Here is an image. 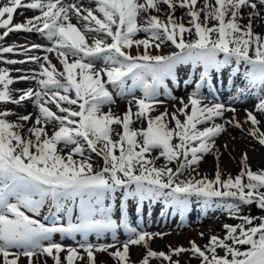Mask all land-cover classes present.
Wrapping results in <instances>:
<instances>
[{
  "label": "snow or ice",
  "instance_id": "1",
  "mask_svg": "<svg viewBox=\"0 0 264 264\" xmlns=\"http://www.w3.org/2000/svg\"><path fill=\"white\" fill-rule=\"evenodd\" d=\"M264 10V0H258ZM95 7L83 8L64 0H6L0 2V41L14 31H35L46 37L51 46L45 55H29L41 45L24 47L25 59H8L17 45L0 43V62L6 64L35 63L16 78L8 68L0 67V103L22 106L31 101L35 112L15 115L9 109L0 110V256L3 264H18L19 258L52 257L61 264V252H67L66 264L83 259L96 264L95 253L116 248L111 255L120 264H129L132 245H149L154 235L132 227L129 201L136 210H143L147 201H163L182 215L191 211L193 197L201 211L220 208L240 222L224 224L225 235H212L203 248L190 241L191 248L179 246L169 253L150 247L141 264L151 258H163L169 264H180L172 256L192 252L200 264H264V216L245 214L243 206L255 203L264 210V169L252 170L247 153H242V169L235 176L222 178L217 166L213 178L191 175L206 154L216 149V138L226 124L243 127L232 118L216 123L226 112H235L223 102L204 103L202 89L218 92L225 70L236 87L233 101L255 93L256 111L246 110V120L252 125L250 134L264 145L257 112L264 115V35L253 30V17L260 16L254 0H93ZM167 6L162 18L160 5ZM20 8L38 10L25 22L13 23ZM186 10L188 26L177 18V9ZM248 13V23L241 21ZM155 10L157 14H151ZM78 18L82 26L72 23ZM215 21V23H209ZM95 35H91V34ZM139 33L146 34L138 38ZM187 34V39H186ZM170 42L177 51L154 54ZM133 48L136 49L133 52ZM142 49V50H141ZM55 54L62 68H57L49 54ZM222 55V58H221ZM103 67H99V64ZM190 65L199 79L187 100L179 98L178 112L167 109L152 116L163 103L161 95H172L168 81L179 85L177 68ZM202 69V70H200ZM241 69H243L241 71ZM20 71V70H17ZM213 73L216 83H213ZM239 78L243 86L236 85ZM35 81L37 88L12 89L19 81ZM191 80H184L185 86ZM19 92L18 97L14 92ZM131 96L132 101L122 116L105 105L115 103V96ZM139 91L140 96L135 93ZM175 98V97H173ZM34 117V119H33ZM133 117L143 119L147 127L133 128ZM28 135H24L27 125ZM58 125L49 133V125ZM173 124V126H169ZM113 125L122 126L116 132ZM207 125V126H203ZM203 126V127H201ZM115 134L118 139H113ZM63 145V148L58 146ZM224 147H227L226 145ZM64 149H68L67 152ZM153 151L159 155L150 157ZM102 157L97 170L92 154ZM220 153L216 150V159ZM79 157V159H76ZM160 157L167 164L157 166ZM185 172L189 173L184 179ZM119 200V204L117 201ZM47 209L45 214L44 210ZM119 214V219L114 218ZM259 220V223L256 221ZM123 229L127 239L120 244L118 232ZM71 238L76 246L54 240V235ZM110 234L112 244H93ZM203 235V234H201ZM218 249L224 254L220 255ZM11 257V258H10Z\"/></svg>",
  "mask_w": 264,
  "mask_h": 264
},
{
  "label": "rangeland",
  "instance_id": "2",
  "mask_svg": "<svg viewBox=\"0 0 264 264\" xmlns=\"http://www.w3.org/2000/svg\"><path fill=\"white\" fill-rule=\"evenodd\" d=\"M0 2H6V0H0ZM23 3H30L31 0H22ZM258 4V11H260V16L253 17V30L256 33H260L264 35V10H261V5L258 0H254ZM65 4L77 3L79 6L83 8L87 7H95L93 0H64ZM161 12L159 15L162 18L165 17L168 9L166 5H160ZM245 15L242 19L243 24L248 23V13L251 12V9L243 10ZM38 10H30L27 8H20L17 10V13L14 16L13 23H22L25 22L27 18H30L34 15H37ZM151 14H157L155 10L152 11ZM177 18H183V22L188 26V21L190 17L186 15V10L177 9L175 13ZM72 23H77L78 26H82V22L78 21V18L73 16ZM209 23H215V21H209ZM3 29H0L2 32ZM91 35H95L94 33ZM144 33H139L138 38L145 36ZM186 34V39H187ZM0 43H4L6 46L8 45H17L16 53L5 54L8 59L15 60H24L25 57L22 54H18L22 52L24 47H30L33 44L41 45L39 50H34L29 53V55H45L44 48L51 46V42L43 37L41 34L32 31H14L9 34L8 37L5 38L4 41H0ZM142 50V49H141ZM136 49L133 48V52ZM154 54H163L167 55L173 51H177L174 45L170 42L165 43L161 46L160 49H152ZM52 62L56 64L57 68H62L60 65L58 58L55 54H49ZM222 58V55H221ZM99 67H103V64H99ZM0 67L8 68L10 70L11 76L13 78L18 77L22 73H27L30 70H38V65L35 63H17V64H6L0 62ZM20 70V71H17ZM202 70V69H200ZM243 69H241L242 71ZM177 75L179 77L180 83L177 85L175 82L169 80V87L172 89V95H161L159 97L160 100L163 101L162 104L156 107V110L151 113L152 116L159 115L164 112L166 109L169 113L177 112L180 116V119L183 120L184 116L178 112L179 107L181 106L180 99L183 97L185 100L188 99L190 93L195 89V84L199 79L198 72L193 73L190 65H180L177 68ZM191 80L192 82L185 86L184 80ZM216 74L213 73V83H216ZM237 86H243L239 80L236 79ZM12 89L20 90L26 88H37V84L35 81H19L10 86ZM218 92L216 94H210V90L207 86H205L201 91L203 95L206 97L204 103L210 102H223L230 107H234L236 109L235 112H226L225 115L221 118H216V123H225L226 121L235 118L239 120L243 127H236L234 124H226V129L223 133H221L216 138V149L213 150L212 153L206 154L204 159L198 166H194L196 168L195 172H192L191 175L196 176L199 174L197 178L200 176H207L208 178H213L215 175V171L217 170V166L222 172V178H227L228 175L235 177L242 169V161L241 155L242 153H247L248 156V164L251 166L252 170H261L264 169V145L259 143L258 139L250 134V129L252 127L251 123L246 120V110L256 111L255 105L258 103V96L253 93L252 95H245L240 97V99L233 101V97L236 96V87L233 86L231 79L229 78V73L227 70L224 72L223 81L217 84ZM14 96L19 95V92H14ZM136 96H140L141 93L137 91L135 93ZM115 96V91H114ZM175 97V98H173ZM132 101V111L136 112L135 101L132 100L131 96L119 97L115 96V103L110 105H105L103 107V111L107 112L109 109L115 114L122 116L124 112L127 110L129 102ZM134 108V110H133ZM9 109L15 115H10L8 119L12 122H17L18 116L26 115L30 112L34 113L36 110L32 102L25 101L22 106H16L12 103H3L0 105V110ZM258 119H260L261 123L259 128L261 131H264V115L259 112L256 113ZM34 119V117H33ZM134 123L132 125L133 128L139 129L142 127H147L146 120L137 121L135 117H133ZM31 126L27 125L24 129V135H28L27 127ZM170 127L173 124L169 125ZM207 126V125H203ZM201 126V127H203ZM54 127H58V125H49L48 131L51 133L54 130ZM116 132H122V126L113 125ZM113 139H118V137L113 134ZM227 147H224V146ZM63 148V145L58 146ZM216 150L219 151L220 156L217 160ZM65 152L68 149H64ZM149 155L150 157H156L159 155L158 151H153ZM79 159V157H76ZM92 163L94 167L99 170L103 166L102 157L92 154ZM168 167H172L175 169L177 166V162L173 161L172 163H168L165 158L160 157L156 160V165L163 166L166 165ZM189 176L188 172H185L184 176H181V179ZM193 203L191 205V211L185 214H181L177 211H174L172 208H165L163 201H159L156 203L145 202L143 205V210L138 212L136 210V202L130 200L129 201V217L132 224V227H136L138 230H144L151 234H163V235H154V238L149 242V245H132L129 250V264H141L143 258L146 255L147 248L150 247L152 250L157 252H165L169 253L172 249H175L179 246H183L185 249H190L191 244L190 241H195V243L203 248L209 242V238L212 235H218L223 237L225 235V229L223 228L224 224L235 225L240 221L238 219L232 218L229 214L220 208H210L206 211H201V206L195 202L196 198L193 197ZM119 204V200L117 201ZM243 213L249 214L252 216L260 217L264 216V210H261L257 207L255 203L251 205H245L242 208ZM45 214L47 209L44 210ZM114 218L119 219V214H116ZM259 223V220L256 221ZM203 234V235H201ZM118 237L120 240V244L116 247H120L122 249V243L127 239V235L124 230L121 228L118 232ZM54 240L58 242H62L64 245H70L75 247L76 241H79L81 237L78 235L76 237V241L71 238H61L60 234L54 235ZM90 241L93 244H112L111 235L108 234L104 238L97 241L95 235L89 237ZM116 248H110L108 251H97L95 253L96 264H120L119 261L114 258L111 253L114 252ZM220 255H223L224 252L222 249H218ZM81 255L84 257L82 260L77 259L75 264H88V257L85 252L81 250ZM66 256L67 252H61V264H66ZM11 258V257H10ZM179 260L180 264H200V259L193 256L192 252H184L179 256L173 255L172 260ZM0 264H3V258L0 256ZM18 264H28V258L25 256H21L19 258ZM33 264H54V260L52 257L44 255L42 258L33 257ZM149 264H169L168 261L163 258H151L149 260Z\"/></svg>",
  "mask_w": 264,
  "mask_h": 264
}]
</instances>
